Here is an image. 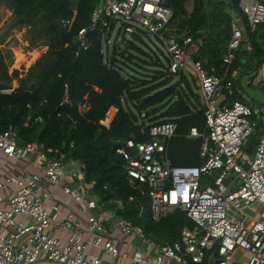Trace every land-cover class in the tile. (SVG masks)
I'll use <instances>...</instances> for the list:
<instances>
[{
  "label": "built area",
  "instance_id": "2783aa9c",
  "mask_svg": "<svg viewBox=\"0 0 264 264\" xmlns=\"http://www.w3.org/2000/svg\"><path fill=\"white\" fill-rule=\"evenodd\" d=\"M239 6L241 13L231 8L232 35L224 56L228 64L242 44L252 49L246 31L264 22V0H239ZM172 16L168 0H102L92 13L91 28L109 32L112 24L121 23L126 36L142 30L154 34L166 48L172 73L193 70L205 105L206 129L193 127L189 136L201 139L202 164L173 165L168 156L169 141L177 131L173 121L151 124L150 140L127 139L117 152L131 184L142 194L135 182L148 186L154 220L180 208L194 226L185 227L177 241L156 243L141 226L117 217L115 210L103 211L105 203L92 192L98 183L86 179L85 164L67 161L58 148L34 140L19 142V132L9 128L0 132V264H102L101 257L90 254L92 247L112 257L114 264H191L206 259L213 264H264V136L247 150L262 117L260 105L232 99L233 80L224 81L214 67L205 69L192 59L197 46L190 35L183 41L167 35ZM86 32H78L83 46ZM231 75L237 76V71ZM259 76L264 79V64ZM256 77L245 76L244 86L263 82ZM239 91L245 93L244 88ZM68 101L66 91L63 102ZM117 112L111 106L100 123L108 127ZM111 202L116 209L125 206L121 198ZM128 202L141 206L136 195ZM107 212L111 216H105Z\"/></svg>",
  "mask_w": 264,
  "mask_h": 264
},
{
  "label": "trees",
  "instance_id": "16d2710c",
  "mask_svg": "<svg viewBox=\"0 0 264 264\" xmlns=\"http://www.w3.org/2000/svg\"><path fill=\"white\" fill-rule=\"evenodd\" d=\"M101 1L0 0V6L13 11L7 29L24 30V40L30 48L47 47L23 76L18 70L10 72L12 54L0 47V132L14 128L19 132V142L34 140L58 148L67 161L85 164L86 179L98 183L92 192L100 204L105 203L103 211L115 210L117 217L141 226L158 244L172 243L185 227L192 228L194 223L180 208L154 220L150 203L147 204L148 186L135 182L144 190L142 194L131 184L125 160L117 148L127 139L148 141L151 124L173 121L177 131L168 145L173 165L202 164L201 139L189 136L193 127L206 129L200 87L196 78L189 81L184 72L169 70L168 54L163 53L161 59L157 52L151 54L125 38L123 45L105 51L103 41L109 39L115 25L109 32L91 28L92 13ZM189 1L193 2L192 11L187 8ZM168 5L173 16L167 35L179 41L190 35L197 46L191 52L192 59L201 62L205 69L214 67L224 81L233 80L232 99L244 101L239 93V88H246L241 79H253L264 64V22L246 31L252 49L242 44L228 64L224 56L232 35L231 8L241 13L239 0H168ZM72 18V23L66 24ZM82 28H87L85 46L78 39ZM126 44L137 54L125 50ZM123 59L150 74L140 72ZM234 70L237 76L232 77ZM14 79L18 86L12 88ZM66 91L69 101L63 102ZM111 106H116L118 112L107 127L100 120ZM143 112L145 117H141ZM28 119L30 124L26 126ZM260 137L259 122L249 138L248 151ZM131 195L137 196L142 214L140 205L128 202ZM116 198L125 200L123 209H116L111 202ZM191 264L213 263L206 259Z\"/></svg>",
  "mask_w": 264,
  "mask_h": 264
},
{
  "label": "rangeland",
  "instance_id": "374dc122",
  "mask_svg": "<svg viewBox=\"0 0 264 264\" xmlns=\"http://www.w3.org/2000/svg\"><path fill=\"white\" fill-rule=\"evenodd\" d=\"M217 1V0H212ZM193 2L189 1L187 4L188 10L192 9ZM13 11L5 6H0V47L5 51H10L12 54L13 65L11 66L12 71L18 70L19 76H23L26 69H28L47 49L44 45H38L36 47H29V43L24 40V30H8L7 24L11 18ZM121 29V23L116 25L114 30L111 33L109 39L105 38L103 41V48L106 51H112L113 48L117 44L123 45L124 38L130 42H133L137 47L144 49L145 51L154 54H157L163 59V53L167 55L166 48L160 38L154 34H148L144 30L136 36H126L124 35ZM130 52L137 54V52L133 49H129ZM125 60V59H123ZM139 62L138 60H135ZM127 64L130 66H134L137 70L144 74H150L146 69H142L141 67L135 66L131 61L125 60ZM139 64L147 67V65ZM152 74V73H151ZM185 77L192 81L195 78L194 72L192 69H186L184 71ZM12 88L18 86V80L14 79L11 83ZM12 90V89H11ZM245 94L250 93L252 100L256 101L257 105H260V113L262 115L260 119V127H261V136H264V85L260 86H252L251 88H244ZM9 92V91H8ZM150 203V198H147V204ZM105 214H110L107 212ZM235 258H239V254L235 256Z\"/></svg>",
  "mask_w": 264,
  "mask_h": 264
},
{
  "label": "crops",
  "instance_id": "0c3cea01",
  "mask_svg": "<svg viewBox=\"0 0 264 264\" xmlns=\"http://www.w3.org/2000/svg\"><path fill=\"white\" fill-rule=\"evenodd\" d=\"M225 1H227V2H230L231 0H225ZM188 4V3H187ZM191 10V9H190ZM244 79H245V77L244 78H242L241 79V85H244ZM263 80V82L261 81V83H258V84H251V85H247V86H244V87H246V88H251L252 86H262V85H264V79H260V76L259 77H256V80ZM199 93H200V95H201V99H202V101H203V97H202V94H201V91L199 90ZM242 99L244 100V102H246V103H253V102H256L255 100H252V98H251V95H250V93H248L247 95L244 93V94H242ZM73 208H75V209H80L79 207H78V205H74L73 204ZM79 211V210H78ZM105 216H111L110 214H105ZM62 235H64V234H62ZM122 248H124V246H122ZM90 254H92V255H94V256H98V257H101V259H102V264H114L115 262H114V260H113V258L112 257H110L109 255H106V254H102L101 252H100V250L99 249H97V248H90ZM35 264H57V263H52V262H48V261H45V260H42V261H39V262H37V263H35ZM121 264H128V261H124V262H122Z\"/></svg>",
  "mask_w": 264,
  "mask_h": 264
},
{
  "label": "water",
  "instance_id": "95a60500",
  "mask_svg": "<svg viewBox=\"0 0 264 264\" xmlns=\"http://www.w3.org/2000/svg\"><path fill=\"white\" fill-rule=\"evenodd\" d=\"M130 48V45L129 44H126L125 45V50H128Z\"/></svg>",
  "mask_w": 264,
  "mask_h": 264
}]
</instances>
